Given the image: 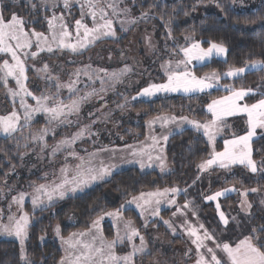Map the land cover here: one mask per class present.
I'll list each match as a JSON object with an SVG mask.
<instances>
[{
	"label": "rangeland",
	"instance_id": "obj_1",
	"mask_svg": "<svg viewBox=\"0 0 264 264\" xmlns=\"http://www.w3.org/2000/svg\"><path fill=\"white\" fill-rule=\"evenodd\" d=\"M128 1L129 0H100L101 6H104L105 10L108 12V18L113 20L117 33L116 37L101 39L88 45V47L85 49H80L78 52H72L70 49L58 48L56 42L52 41V30L49 29L48 19L52 17L53 13H55L56 16H59L62 12L64 15V20L53 21V24L55 25L54 30L59 33L61 31V23H66L68 25V31L72 32V36L65 38L64 42L76 43L78 37L75 35V20L82 19V12L85 14L83 16V23L88 24L89 27L92 26L91 16L87 14L88 7L86 0H70V8L68 9H65L63 7L62 0H59V7L54 9L49 8L48 10H45V8L41 6L43 4V0H31V3H36L38 5L37 9H32L30 7V0H0V7L7 6L4 9V14L6 16L10 11L14 10L27 22L25 25L26 30L35 29L37 32H43L45 35L49 36L47 43L51 45L53 52L49 53L45 50L44 52H41L35 60H33L31 57L26 59V64L28 65L27 74L29 77L28 87L35 95L39 96L42 92H47L48 94L56 92V88L53 83H46L44 79L38 78L36 72L32 68L33 64H35L36 68H40L42 62H47L52 69L51 74L53 76H58L59 81L64 84L70 82V78L72 80H76L77 76L75 73L77 70H79L78 83L75 85L74 91L69 92L67 88H62L60 90L59 98L64 104H69L72 99H78L79 97L85 96L87 93L92 92L93 89H95V94L88 96L87 99L81 103L79 112H72L67 115V122L60 123L53 121L52 123H49L47 114L40 112L33 114L32 120L12 136H6L3 132H0V137L12 138V144L15 145L17 149L22 148L20 149L21 152L19 153L17 163L11 164L10 170L0 183V210H2L5 223L7 222L8 215L13 213L17 214V216L19 215L17 205L12 204L11 209H9V204L11 203L12 197L17 195L19 191L31 192L32 188L30 185L32 182L39 184L57 181L59 178H61V168L67 167L71 172L77 165H80L82 162H87L91 153H97L96 157L92 160V163L97 166H99L100 161L107 163L109 159H112L113 162L119 163L120 157H128V153L124 151L125 145H132L137 149L143 147L146 151H151L153 155H156L159 146H157L156 149H152L150 147L152 144L150 136L152 135H155L157 138H159L162 135L169 134L170 130V139L172 135L183 132L184 130H192L195 133L203 136L202 132L197 131L189 124H184L179 128H177L175 125H168L166 128H161L159 123H157L153 126V129H149L147 122L153 119V117L145 121L144 125L146 134L144 138L130 143H125V133L131 132V128L126 126L137 123L141 116V113L133 110L132 104L140 101H151L160 97L195 96L211 93L214 94L213 92L215 91H222L223 93L221 95L214 94V98H218L219 96L227 94L221 87L219 89L214 88L203 93H159L153 97L140 96L137 97L136 100H132L131 98L136 96L137 92L143 87H146L149 83H160L166 79L165 73L161 68V64L168 60L174 61L182 58V55H176L174 50H177L178 46L185 45L184 37L186 36L181 39L180 45L174 44L175 47L167 43H160L159 39L157 38L156 29L153 26H148L143 23L142 20L144 18H141L140 15H134ZM163 1L171 2L175 0ZM112 3L117 5L116 14H113L112 9L106 7L107 4ZM263 3L264 0H235L232 4V7L237 11H250L256 9ZM81 5H83V8ZM21 6H26L24 10L27 12L26 14H22L24 11H19ZM125 7L131 10L130 16H126L123 12L119 11ZM194 10V14L218 13L219 11L215 1L210 2L207 5H199L197 3ZM131 18H137V23H129L128 21ZM40 20L44 22L45 30L43 31L35 28V25H40ZM122 26L123 28L127 29V31H122ZM81 32H83V29H81ZM145 37L150 38V42L152 45H154V47L150 48L148 46V42L145 40ZM122 38H126L124 46L119 45V42H121ZM27 51H37V49L34 46L31 50ZM214 58L216 57H213L212 60ZM216 59L223 60V58ZM193 63L195 64L196 70L197 67L203 66L208 62L204 63L203 65L197 64L196 62ZM125 65L130 66L133 71L122 77L120 82L114 83L108 78V76H105L104 73L99 72V69H106L108 73L119 72L125 67ZM85 71L88 72V75L84 74ZM89 76H91V79H89ZM98 77H103V85L101 84V80ZM235 79L237 78H224L221 80V85H232ZM9 87H16L14 80H9ZM102 87L104 88V91H101ZM252 89L254 91L257 90V88ZM259 91L264 90L263 88H260ZM125 97L128 98L127 102H125ZM258 97L259 95H255L246 99V102L254 103L257 99H259ZM26 101L28 104L35 106V101L32 100L31 97H27ZM120 104H125V107H118ZM13 109L18 111L21 117H23L24 109L20 107V98H13L10 95H6V89L3 86H0V115H7ZM205 112L207 113V107L205 108ZM189 118L204 121L210 119V115L207 113V119L193 117ZM246 120V116L242 115L229 117L227 119V124L230 127H227L221 135L217 136L215 142L217 151L222 150L224 139L232 138L233 133L236 135L244 134V130L247 126ZM21 124H24L23 119H21ZM85 126L89 127L88 131L83 137L76 140L71 146H66V150H61L55 155H52V146L62 139L71 137ZM44 128L49 129V132L45 137V142L47 143L48 147L41 151V148L45 142L39 140L34 141L31 139V136H39V130ZM262 133H264V130H258L257 136L253 138V141L258 137L263 136L264 134ZM204 139L207 140L206 137H204ZM167 142L165 143L161 141V144L164 147V155L166 157V163L168 166L167 170L161 172L160 168L155 164L152 167L141 170L137 164L123 163L121 164L120 168L115 171L113 176L116 173L129 168H137L143 173L154 171L160 176H165L172 173L174 169L168 162L166 152ZM103 148L115 150L114 157L112 156L111 151L98 152L99 149ZM211 151L212 146L208 144L207 158H209ZM70 152H74L75 155H70ZM80 158H83V161ZM203 161L198 162L197 165ZM197 165L196 169L199 177L197 181L202 184L203 188L206 186V190L201 193L202 197L201 194L199 195V193H197L195 196H190L189 190L187 191L189 196L181 192L176 196L177 205H168L166 203H162L160 205L159 217L152 216L150 212L141 215L140 210L132 204H128L123 210V215L126 219L131 218L124 214L125 210L135 211L136 215L139 217V223L137 224L133 219L131 220L134 222V226L138 228L141 234L145 237L147 244V253L138 254L136 257V264H195V261L198 259V255L195 245L191 243V240L194 239V237H189L185 228L181 227V225L184 223L185 216L177 214L175 217H173V213L176 212V208L182 206L186 200L194 202L191 208L195 209L198 217V219L197 217H194L190 209L187 212V219L197 227L200 223H202L204 227L215 236L216 241L220 243L225 240H233L235 238V233L240 232L241 229L243 232H248L252 219L257 216L264 217V205L260 204V200L264 199V190H260L258 193H249L248 200L253 204V208L251 209L252 215L249 216L248 214L244 213L240 207V201L244 199V197L240 195V192L244 189H248L249 187L241 186V184L244 183L241 180L235 181L237 179L233 180V178L231 180L234 182L232 181L227 187L235 185L238 191L228 193L225 197L219 198V203L221 205L220 211H223L226 217L229 219L228 225L225 226L220 221L219 214L216 209L217 201L204 200L203 196L211 195L215 191L225 188L222 186L226 184L228 179H230L235 174L241 175L239 177L246 181L251 173L242 165H234L230 171L214 168L208 172L201 173L198 171ZM45 174H47V176H45ZM106 182L93 184L92 186L86 188L83 192L77 191L74 194L69 193L63 199H56L48 207L57 203H62L69 198L80 196ZM196 184L197 186L199 185L198 183ZM213 185H218V187H215L214 189ZM193 186L194 184L192 183L190 187ZM173 187H179L181 189L186 188L182 187L181 185H175ZM156 190L157 189H149L142 192L148 193ZM135 195H131L126 200L119 202L117 207L107 211H112L119 208L121 204L125 203L127 200H130L131 197ZM197 196L198 200L196 201L195 198ZM231 197L236 198L234 202L231 201ZM104 198L106 199L105 202L112 205L117 203L118 199L117 194L113 190L106 191ZM204 207H207V210H205ZM22 210L29 214L31 226L36 220L32 213L42 209L37 208L34 211L30 197H26ZM163 211H166L167 214L164 215ZM160 217H163L165 220L171 219L173 226L177 229L175 234L163 224V221L160 219ZM233 217H235V219H232ZM145 220L148 222L147 227L143 226ZM73 223L74 221L70 219L66 221L67 225ZM105 224H108L110 228H112L111 230L114 233L113 237L116 233V227H122V225H116L111 217H105L100 223V230L102 234H104ZM56 226L57 224L54 225L50 232L42 234L41 237L43 236L44 239L41 240L40 237V242L43 243L48 238L58 241V243L62 245L61 257H63L66 255V249L68 246L62 243L61 239L57 237L55 232ZM59 226L61 231V225ZM200 231L201 234H203V230ZM94 234L99 235L96 230L93 229L92 233L90 234L91 237L80 239V241L91 242L92 235ZM0 239L15 241L20 246L19 240L15 236L0 234ZM134 242L139 245V238H135ZM205 243L209 247H214L212 241H205ZM96 246H99L98 240L96 242ZM189 249L192 251H189ZM129 251H131V245L128 244L127 241H125L123 244H118L116 247V252L118 255H124ZM200 251L205 252L206 250L202 248ZM218 255L223 254L218 251ZM22 264H24L23 261ZM105 264H107V262H105Z\"/></svg>",
	"mask_w": 264,
	"mask_h": 264
},
{
	"label": "snow or ice",
	"instance_id": "obj_2",
	"mask_svg": "<svg viewBox=\"0 0 264 264\" xmlns=\"http://www.w3.org/2000/svg\"><path fill=\"white\" fill-rule=\"evenodd\" d=\"M88 7V15L91 16L92 26L83 23L82 19L75 20V35L78 37L76 43H65V38L71 37L72 32L68 31V25L61 23V31L57 33L53 21L64 20V15L61 12L59 16L53 13L52 17L48 19L49 29L51 32L52 41L56 42L57 47L60 49H70L72 52H78L80 49H85L88 45L99 41L104 38H115L117 33L114 27L113 20L108 18V12L104 6H101L100 0H86ZM199 2V0H198ZM219 7V0H215ZM63 7L65 9L70 8V0H62ZM48 10L49 8L59 7V0H43L41 5ZM7 6L0 7V86L6 89V95L11 97L20 98V107L24 109L23 117L13 109L7 115H0V132H3L6 136H12L26 126L29 121L32 120L33 114L43 112L47 114L49 123L53 121L64 123L67 122V115L72 112H79L81 103L87 99L88 96L95 94V89L92 92L87 93L85 96L78 99H72L69 104H64L59 98V93L62 88H67L69 92H73L75 85L78 83L79 70L76 71V80L70 78V82L67 84L61 83L58 76H53L52 69L47 62H42L40 68H36L35 64L32 65L33 70L36 72L37 77L44 79L46 83L52 82L56 88L55 93L48 94L42 92L41 95H35L28 87V65L26 59L31 57L35 60L41 52L45 50L49 53L53 52V48L47 42L49 36L43 32H37L35 29L26 30V21L23 17L19 16L14 10L10 11L6 16L4 9ZM32 9H37L36 3H31ZM83 8V5H81ZM112 9L113 14L117 13V5L107 4L106 6ZM126 16H130L131 10L127 7L120 9ZM150 15L149 11H143L140 14L141 18L147 19ZM187 15V13H185ZM161 19H163L161 17ZM131 24L137 23V18H131L129 21ZM167 27V24L165 25ZM83 29V32H81ZM122 31L127 29L121 27ZM167 35L171 37V29L169 28ZM34 38V39H33ZM185 45L178 46L177 50H174L176 55H182L181 59L168 60L161 64L166 79L160 83H149L146 87L140 89L136 96L131 99L136 100L137 97H153L159 93H203L208 92L214 88H223L227 93L226 95L213 98L207 104V113L210 115V119L201 121L199 119H190L187 116L176 115H158L147 122L149 129H153V126L159 123L161 128H166L168 125H175L177 128L184 124L191 125L194 129L202 132L203 136L207 138L206 142L212 146V151L209 154V158L205 159L202 163L197 165L198 171L201 173L208 172L214 168H220L230 171L234 165L244 166L251 174L259 173L264 178V157L259 161L253 158V138L257 136L258 130H264V91H259L264 87V77L260 78V84L257 85V90L254 91L252 87H235L234 85L224 84L221 85V80L224 78H242L247 73L252 71L264 70V59L244 61L242 67L235 65H228L227 70L221 72L213 69L210 72H205L202 75H198L195 70V64L203 65L206 62H210L213 57L223 58L227 63V54L229 52L228 47L223 41H216L212 39H195L192 36H186ZM150 48L154 47L151 44L150 38L145 37ZM207 47H204V44ZM44 45V46H42ZM37 51L31 50L33 47ZM264 55V54H262ZM8 57V58H5ZM23 57V58H22ZM133 69L125 65L119 72L108 73L106 69H99V72L104 73L110 80L120 82L121 78L132 72ZM43 74V75H41ZM85 75L88 72L85 71ZM103 85V77H98ZM14 80L16 87H9V80ZM91 79V76H89ZM104 91V88H101ZM255 95H259L260 98L254 103L246 102V99ZM31 97L35 101V106L27 103L26 98ZM128 98L125 97V102ZM120 108H124L125 104L118 105ZM246 116V128L243 135L232 134V138L224 139L222 150L217 151L215 142L217 136L221 135L227 127V119L234 116ZM23 119L24 124H21ZM89 126L81 128L77 133L73 134L69 138H65L57 142L52 146V155H55L61 150H66V146H71L76 140L80 139L88 131ZM40 135H32V140H39L45 142V137L49 132L48 128L39 130ZM91 134V133H89ZM169 134L162 135L157 138L155 135L150 136L152 141L151 148L156 149L158 152L153 155L151 151H146L145 148H135L132 145H125L124 151L128 153V157H120V162H113L109 159L107 163L100 161L99 166L92 163L93 158L97 153H91L87 162H82L77 165L73 171L67 167L61 168V178L57 181L35 183L32 182L30 187L31 192L19 191L17 195L12 197L9 209L12 204L17 205L19 215L13 213L7 216V222H4L2 210H0V234L15 236L20 243V259L24 264H35L34 261L28 258V254L25 250V241L28 238V230L31 224V219L27 212H24L23 205L26 197H30L33 210L40 208L43 209L52 204L56 199H63L69 193H76L77 191L83 192L86 188L93 184L100 182H106L110 179L115 171L120 168L121 164H137L139 168L145 169L152 167L154 164L160 168L161 172L167 170L166 157L164 155V147L161 141L167 142ZM264 134V133H262ZM48 145L45 142L41 151L47 148ZM112 156L115 155V150H109L106 148L99 149L98 152H109ZM70 155H75L74 152H70ZM130 157V158H129ZM83 161V158H80ZM7 175V173L5 174ZM47 176V174H45ZM199 179V177H197ZM238 189L235 185L225 187L215 191L211 195H204L203 199L207 201H217L216 209L219 214L220 221L227 226L229 219L226 217L223 211H220L219 198L225 197L228 193L236 192ZM260 188L252 187L244 189L240 192V195L244 197L240 201L241 210L252 215L251 209L253 208L252 202L248 200L249 193H258ZM181 192L187 194V189H181L179 187L164 188L163 190L157 189L153 192H140L138 195L132 196L130 200L125 201L119 208L112 211L101 210L96 219L92 220L91 228L86 232L73 233L72 236H86L92 233L95 229L99 235H92L91 242H82L76 240L73 242L70 239H65L61 236L60 226L57 224L55 232L62 243L66 244V255L61 257L59 264H136V257L138 254L147 253V244L145 237L141 234L140 230L134 226V222L131 219H126L123 215V210L128 204L135 205L140 210L141 215L150 212L154 217L160 216V205L166 203L168 205H177L176 196ZM193 201H185L182 206L176 208V212L173 213V217L177 214L185 216L184 223L181 225L185 228L189 237H194L191 243L195 245L198 259L195 264H264V224H259L256 227H252L249 234L244 236L238 242L233 244L228 242H217L215 236L210 233L202 223L194 225L187 219V212L191 209L192 215L197 217V213L194 208H191ZM260 204L264 205V199L260 200ZM105 217H111L116 225H122V227H116L115 236L109 240L105 238L100 230V223ZM264 218V217H262ZM163 224L166 225L174 234L177 231L173 226L171 219L165 220L160 217ZM198 219V217H197ZM232 219H235L233 217ZM148 226L147 220L143 225ZM203 230V234L201 231ZM139 238V245L134 240ZM44 237H41L43 240ZM97 240L99 246H96ZM125 241L131 245V251L124 255H118L116 247L118 244H123ZM205 241H212L214 247H209ZM205 249V252L200 251ZM76 250V251H73ZM189 251H192L189 249ZM218 251L223 255H218Z\"/></svg>",
	"mask_w": 264,
	"mask_h": 264
},
{
	"label": "trees",
	"instance_id": "obj_3",
	"mask_svg": "<svg viewBox=\"0 0 264 264\" xmlns=\"http://www.w3.org/2000/svg\"><path fill=\"white\" fill-rule=\"evenodd\" d=\"M214 1L129 0L128 3L134 15L139 16L143 11L150 12L149 17L143 19L142 22L156 29L157 38L162 44L167 43L175 47L174 44L180 45L184 36H193L195 39L201 40L223 41L226 44L229 49L227 63L214 58L203 66L197 67L198 74L210 72L213 69L223 72L227 70L228 65L242 67L244 61L264 59V55H262L264 54V3L250 11H237L232 7L235 0H219L218 13L194 14L197 3L207 5ZM25 8L26 6H21L19 11L23 12ZM26 13L24 11L22 14ZM39 24L35 25V28L41 31L45 30L42 20ZM169 28L172 33L171 37L167 35ZM125 41L126 38H122L119 45L124 46ZM203 46L207 47V44L205 43ZM261 77H264V70L252 71L242 78L235 79L232 85L237 88L241 86L257 88ZM262 88L264 90V87ZM213 93L221 95L223 92L215 91ZM214 94L160 97L132 104L133 110L141 113V116L137 123L126 126L131 128V132L125 133L124 142L130 143L144 138L146 134L145 121L161 114L207 119L205 108L214 98ZM12 140V138L0 137V183L10 170L11 164L17 163L20 149H22H17L12 144ZM253 150L254 159L257 161L264 157V135L253 141ZM166 152L168 162L174 169L168 175L160 176L154 171L143 173L137 168L125 169L116 173L106 183L80 196L69 198L62 203L32 213L36 220L29 227V236L25 243L28 258L35 264H58L62 255L58 241L48 238L41 243L42 234L50 232L56 224L61 225L63 237L76 229H89L92 220L100 214L101 210L107 211L115 208L119 202L126 200L131 195L149 189H164L175 185L186 187L190 196H195L197 193L200 195L204 192L206 186L203 188L202 184L197 181L198 172L196 169L197 163L208 157V144L204 137L192 130H184L170 137L166 145ZM239 176L241 175H233L222 187H227L237 179L235 181L241 180L244 183L241 186L258 187L260 190H264V178L260 174H251L246 181ZM192 183L194 186L190 187ZM196 183L199 185L197 186ZM214 187H218V185ZM108 190H113L117 194V203L114 205L105 202L104 197ZM230 199L234 202L236 198L231 197ZM195 200H198V196ZM204 209L207 210V207ZM124 214L137 224L139 223V217L134 210H125ZM68 219L74 223L67 225ZM259 224H264V218L257 216L252 219L249 231ZM111 229L108 224L104 225V235L109 240L114 235ZM249 231L243 232L241 229L240 232L235 233L233 240L228 241L236 243V239H242L249 234ZM0 264H22L20 246L17 242L0 239Z\"/></svg>",
	"mask_w": 264,
	"mask_h": 264
},
{
	"label": "crops",
	"instance_id": "obj_4",
	"mask_svg": "<svg viewBox=\"0 0 264 264\" xmlns=\"http://www.w3.org/2000/svg\"><path fill=\"white\" fill-rule=\"evenodd\" d=\"M215 185H213V188L215 189V187H214ZM210 192V191H209ZM163 214L164 215H166L167 214V212L166 211H163ZM87 231V229L85 230V231H82V229H76V230H74V231H72L70 234H68L67 236H64V238L67 240V239H70L71 238V240L72 241H76V240H80V239H85V238H89V237H91L90 236V234L89 235H86V236H83V237H80V236H72V234L73 233H79V232H86ZM99 234V233H98ZM103 236H104V234H103ZM105 237V236H104ZM106 238V237H105ZM244 238V237H243ZM242 238V239H243ZM240 239H237V241L236 242H238ZM223 242H228V243H231L230 241H227V240H225V241H223ZM222 242V243H223ZM231 244H233V246L235 245V243H231ZM60 245V247H61V249H62V245L61 244H59Z\"/></svg>",
	"mask_w": 264,
	"mask_h": 264
}]
</instances>
